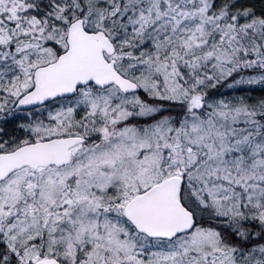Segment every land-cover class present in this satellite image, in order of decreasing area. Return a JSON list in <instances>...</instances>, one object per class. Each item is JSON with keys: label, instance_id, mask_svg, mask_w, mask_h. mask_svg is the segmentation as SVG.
<instances>
[{"label": "snow or ice", "instance_id": "obj_1", "mask_svg": "<svg viewBox=\"0 0 264 264\" xmlns=\"http://www.w3.org/2000/svg\"><path fill=\"white\" fill-rule=\"evenodd\" d=\"M0 264H264V0H0Z\"/></svg>", "mask_w": 264, "mask_h": 264}]
</instances>
